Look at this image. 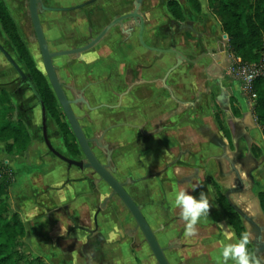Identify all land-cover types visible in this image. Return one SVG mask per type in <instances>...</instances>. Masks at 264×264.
<instances>
[{"label": "crops", "instance_id": "crops-1", "mask_svg": "<svg viewBox=\"0 0 264 264\" xmlns=\"http://www.w3.org/2000/svg\"><path fill=\"white\" fill-rule=\"evenodd\" d=\"M199 1L202 12L209 13L216 22V32L222 34L220 23L209 12L207 0V6H203L202 0ZM180 5L185 15L184 22L172 17L166 6L157 14H149V22L154 26L158 22L157 26L162 28L166 23H171L175 48L198 63L182 64L169 78L168 84L174 88L175 103L168 98L162 85L157 87L155 99H150L144 92L142 102L129 116L143 126V130L131 133L129 142L132 145L129 148L142 153L139 159L144 166L141 169L134 157H128L126 168L129 174L136 177L147 174L157 176L148 182V198L159 203V207H148L144 213L153 228H158L159 224H169L171 236H160L164 245L174 239L178 229L184 228L183 237L179 241H172L178 243L179 250L168 252L169 263L218 264L221 242H227L225 232H235L218 206L212 188L210 194L207 184L205 192L212 205L209 216L201 218L196 225L197 233L193 236L185 235V222L180 217V210L172 206L173 195L177 190L184 189L199 198L200 192H204L198 180L200 174L195 176L192 173L194 166L205 164L213 171L220 165L226 167L227 163L240 166L241 156H247L248 161L256 162L257 166H264V136L253 114L254 103L242 93L241 87L226 81L217 82L216 78L217 83L210 86L212 76L209 68L212 64H220L226 54L223 50L216 52L215 41L218 39L198 25L201 14L193 12L187 1L185 5ZM162 13L165 19L161 18ZM154 16L155 21L152 20ZM168 46V36L161 32L160 48ZM174 63L176 58L173 55L162 56L159 75H163L164 69ZM202 73L206 76L204 79L200 77ZM149 74L150 71H146V79L150 78ZM210 88L213 93L217 88L223 91L217 104L222 109L230 132L231 147L215 122L212 107L207 101L204 102ZM232 99L239 117L233 114ZM16 119L24 121L22 118ZM168 121L170 126L166 127ZM31 138L30 147L34 141ZM253 146L261 150L259 158L252 154ZM16 157L20 156H8L9 163L18 170H25L16 173L12 187L17 188L18 175L27 179V185L21 187L25 192L18 193V200L13 206V212L19 214L26 229V236L21 241L25 245L24 253L41 257L48 264H157L150 248L135 231V222L130 214L116 200L108 203L104 209H97L108 193L101 187L94 189L90 171L69 169L52 157H47L44 166L35 169L25 161H17ZM168 161L173 162V167L169 169L166 167ZM260 170L264 168L260 167ZM188 173H192V178ZM37 186L40 187L38 191L34 189ZM139 200L143 203L144 199L141 197ZM97 214L98 229L93 222ZM228 264L233 262L229 261Z\"/></svg>", "mask_w": 264, "mask_h": 264}, {"label": "flooded vegetation", "instance_id": "flooded-vegetation-1", "mask_svg": "<svg viewBox=\"0 0 264 264\" xmlns=\"http://www.w3.org/2000/svg\"><path fill=\"white\" fill-rule=\"evenodd\" d=\"M38 1L40 7L38 17L43 38L49 53L54 54L51 60L52 66L66 99L72 102L71 108L80 128L86 138L90 140L89 147L92 153L100 164L108 166L107 169L110 174L123 185L126 193L140 209L158 245L164 249V255L168 260L170 250H179L178 243L172 241L183 237L184 228L178 229L174 239L170 243L168 242L166 246L164 245L160 236H171L172 232L168 228L169 224H159L158 228H153L149 218L144 213L148 207H159V203L156 204L148 198L150 189L148 182L157 176L147 174L136 177L128 173L126 165H128V157H134L138 167L142 169L144 166L139 159L142 153L137 149L129 148L132 145L129 142L131 140L130 136H132L131 133L143 130V126H140L142 124L130 119L129 116H131V112L136 111V107L142 102L144 92H147L150 99H155L156 92L160 88L159 85H162L168 98L175 103L174 88L168 84L169 78L175 72V70L170 72L175 63L167 66L163 71L164 74L159 75L160 61L164 55L156 51V49H163L160 48L161 32L166 33L168 36L169 46L165 49L171 48L172 45L175 46V33L172 32L171 23H166L163 28L160 25L157 26L158 22L154 26L149 22L148 17L149 14L160 12L161 8L167 7L172 0ZM13 2L16 7L25 9L24 21H26V27L24 26V29L26 28L27 31L26 40L19 31L20 24L15 20L18 32L35 62L37 70L48 82L58 103L49 83L39 41L30 16V0H13ZM152 20L155 21L156 17L154 16ZM215 42H217L216 50L222 51V43L217 40ZM13 49L18 55L16 49L14 47ZM31 50L38 54L40 66L34 59ZM56 54L62 55L57 56ZM212 66L221 67L220 64H212ZM26 70V79L22 80L20 78L21 82L29 87L32 85L38 92L33 75L27 67ZM146 71H150V78L146 79ZM162 80L164 81L162 82ZM145 87H147V91H144ZM59 111L62 121L67 124L78 146L79 154H74L66 146L62 132L48 112L46 131H44L43 122L41 123L42 139L47 149L49 150L48 144H50L47 130L49 118L62 135L64 155H60L71 161L86 163L87 159L82 154L73 130L60 105ZM165 126L169 127L170 122H166ZM53 150L56 151L54 148ZM49 152L69 169L76 168L80 172L90 171L92 173L93 178L90 179L93 181L94 189H100L101 187L108 193L102 205L97 209H104L108 203L116 200L117 204L130 214L118 196L111 197L112 189L100 179L96 172L71 166L52 151L49 150ZM171 163L173 162L168 161L166 166L168 169L173 167ZM141 197L144 199L143 203L139 200ZM107 199L108 201L105 203ZM98 215L93 217L96 229H98ZM134 229L146 244L136 224Z\"/></svg>", "mask_w": 264, "mask_h": 264}, {"label": "trees", "instance_id": "trees-1", "mask_svg": "<svg viewBox=\"0 0 264 264\" xmlns=\"http://www.w3.org/2000/svg\"><path fill=\"white\" fill-rule=\"evenodd\" d=\"M190 9L201 13L199 0H186ZM210 13L220 23L222 32L228 36L229 52L240 59L241 66L257 64L264 52V0H207ZM171 15L179 22H184L181 5L172 0L167 5ZM0 26L11 45L16 49L19 58L34 77V84L46 111L51 114L63 134L66 146L76 155L79 149L65 122L62 121L59 105L48 82L37 70L25 43L18 32L15 19L12 17L4 0H0ZM256 99L253 114L264 136V77L254 82ZM234 116L239 117L237 108L233 107ZM215 122L232 146L231 136L226 127L223 112L219 106L213 105ZM73 140V142H72ZM0 143L4 144L8 156H21L28 151L32 143L31 134L24 121L15 118V107L8 91L0 90ZM252 154L259 158L261 150L253 146ZM11 168L0 166V264H48L41 257H32L20 250V243L26 236L25 225L18 213L13 212L8 202L9 188L15 182ZM216 202L224 212L237 238L245 231L243 221L235 212L225 193L215 181H211ZM261 212L264 215V191L258 194ZM249 251L253 247L249 244ZM254 253V252H253Z\"/></svg>", "mask_w": 264, "mask_h": 264}, {"label": "rangeland", "instance_id": "rangeland-1", "mask_svg": "<svg viewBox=\"0 0 264 264\" xmlns=\"http://www.w3.org/2000/svg\"><path fill=\"white\" fill-rule=\"evenodd\" d=\"M179 4H186V0H176ZM11 14L13 15L14 19L20 24L19 31L22 37L26 40V21H24V16L26 14L25 9L16 7L14 5L13 0H5ZM203 6H207L206 0H202ZM163 9V8H161ZM210 12V10H209ZM203 13V14H202ZM198 25L201 28L208 30V32H212L214 37L218 39V42L222 43L223 53L226 56L224 60L220 63L221 67L212 66L210 69V76L212 78L210 80V86L212 87L213 84L217 83L218 81H226L235 87H241V91L247 98L254 103V100L249 96L243 89V68L241 67L238 59H236L230 52L228 47V39H224V33L216 32V22L213 21L212 17L209 15L208 12L201 13ZM183 16L184 12H183ZM165 14L162 13V19H165ZM217 33V34H216ZM0 45H2L5 50L10 54V56L15 60L18 64L19 68L24 72L27 73L25 64L21 61L18 55L15 53L11 43L8 41L7 37L5 36L1 26H0ZM216 50V49H215ZM32 52V50H31ZM217 52V50H216ZM215 52V55H216ZM34 59L40 66V58H38V54L36 52H32ZM218 65V64H216ZM202 79H204V73L200 75ZM217 79L216 81L214 79ZM7 88V90L5 89ZM6 90L9 92L12 98L13 105L15 107V118H22L33 137V144L30 147L29 151L20 157H16L17 161H25V163L33 168L37 169L40 166H44V162L46 161L47 157L54 158L53 155L50 154L49 150L47 149L43 139H42V132H41V123H42V110L39 105V101L31 87L26 84H23L20 80L18 73L14 70L8 60L3 56L0 52V90ZM223 91L219 88L216 89V93L211 92V88L209 90V94L204 102H208L212 107L213 112V105L217 104V102L222 98ZM233 100V99H232ZM232 100H230L232 104ZM221 109V108H220ZM222 110V109H221ZM214 116V115H213ZM47 130L49 135V141L51 146L61 155H64V143L62 140V135L60 132L54 127L51 119L48 118L47 122ZM241 165L238 166L237 164H226V167H222L221 165L218 166V169L212 170V168H208L205 164L194 166L192 168V173L195 176L199 175V182L204 187V192H207V184H209V192L212 193L211 190V181H215L221 191L223 193L230 192V200L233 204L238 206L248 215L253 217L256 222L264 228V216L261 212L259 207L258 201V194L264 191V170H260L264 168V166H257L256 162L248 161V158L244 156L240 157ZM58 160V159H57ZM10 158L5 151L4 144L0 143V166L3 167L4 164L11 167L12 176L14 177L16 173H22L25 169H17L16 167L12 166L10 163ZM67 167V166H66ZM191 169V168H190ZM134 171V170H133ZM200 172V173H199ZM192 173L190 178H192ZM29 182V181H28ZM234 182V183H233ZM27 185V179L22 176L18 175V185L17 188H13L12 186L9 188L8 191V202L10 204V208L14 211L13 206L15 207V200H18V193L22 191L25 192L21 187ZM30 186V185H29ZM234 186V187H232ZM12 188V189H11ZM37 188V191L40 187ZM11 189V190H10ZM31 196V194H29ZM254 205V209H258L255 216L251 214L249 211V206L251 207ZM249 211V212H247ZM256 217V218H255ZM245 227V231L250 233V240L251 245L253 247V240L255 238V233L253 229L246 223H243ZM23 241V240H21ZM263 241H264V229H263ZM20 250L25 251V245L20 243ZM262 258V262H264V253L260 256Z\"/></svg>", "mask_w": 264, "mask_h": 264}, {"label": "water", "instance_id": "water-1", "mask_svg": "<svg viewBox=\"0 0 264 264\" xmlns=\"http://www.w3.org/2000/svg\"><path fill=\"white\" fill-rule=\"evenodd\" d=\"M39 5V1L38 0H30V6H29V12H30V16L34 25V30L35 33L37 35V39L39 41V45H40V49L42 52V56H43V60H44V64H45V68L47 71V76L49 79V83L57 97L58 103L60 105V107L62 108L72 130L73 133L77 139V142L80 146V150L82 152V154L86 157L87 162L86 163H82V162H75V161H71L69 159H66L64 157H62L60 154H58L56 151L53 150L52 146H50V144H48V148L50 151H52L56 156H58L59 158H61L62 160H64L66 163H68L71 166L80 168V169H84V170H93L94 172H96V174L100 177L101 180H103L108 186H110V188L112 189V196H118L120 198V200L123 202V204L125 205V207L127 208L128 212L130 213L133 221L135 222L137 228L140 229L142 236L146 242V244L148 245V247L150 248L154 259L156 260L157 264H170L169 261L167 260V258L164 255V249H162L155 237L153 232L151 231L149 224L147 223L146 219L144 218V216L142 215V213L140 212V209L136 206V204L133 202V200L130 198V196L126 193V191L123 188V185L120 184L108 171L107 167L108 166H104L102 164H100V162H98V160L95 158L94 154L92 153V150L89 147V142L90 140H88L86 138V136L84 135L82 129L80 128L77 119L72 111L71 105L72 102H69L63 91L61 88V85L56 77L54 68L52 66V57L54 56V54H50L44 38H43V33H42V29L40 26V21H39V17H38V12L40 10ZM224 39H228L227 35L223 36ZM157 52H159L161 55H167V54H172L175 56L176 58V64L171 68L170 72L176 70L177 68H179L182 64L184 63H191V64H197L198 61H193L188 59L186 56H184V54H182L179 50H177L175 48L174 45L171 46V48L169 49H156ZM0 52L3 54V56L8 60V62L11 64V66L14 68V70L18 73V75L20 76V78L22 80L26 79V76L24 74V72L19 68L18 64L15 62V60L10 56V54L5 50V48L0 45ZM57 56H60L62 54H56ZM31 88L34 90V92L37 95V99L39 101V105L41 107L42 110V122H43V127H44V131H46V120H47V111L46 108L44 106V104L42 103V101L39 98L38 93L36 92V90L34 89V87L31 85ZM105 134V132H104ZM102 139V138H101ZM100 139V140H101ZM225 196L227 197V199L229 200L230 204L232 205V207L234 208L235 212H237L239 214V216L241 217L243 223L248 224L255 233V238L253 240V252L255 253V255L257 256H261L264 253V242H263V227L260 226L256 220L251 217L250 215H248L246 212H244L242 209H240L238 206H236L235 204H233L230 200V192L225 193ZM108 201L105 200V203ZM262 264H264V262H262Z\"/></svg>", "mask_w": 264, "mask_h": 264}, {"label": "clouds", "instance_id": "clouds-1", "mask_svg": "<svg viewBox=\"0 0 264 264\" xmlns=\"http://www.w3.org/2000/svg\"><path fill=\"white\" fill-rule=\"evenodd\" d=\"M172 206L180 210V217L185 222V235L197 233L196 225L201 218L209 216L211 204L205 192L201 191L199 198L189 194L184 189L177 190L172 198ZM227 242L222 241L218 264H262V258L249 251L250 233L244 231L239 238L234 233L225 232Z\"/></svg>", "mask_w": 264, "mask_h": 264}, {"label": "built area", "instance_id": "built-area-1", "mask_svg": "<svg viewBox=\"0 0 264 264\" xmlns=\"http://www.w3.org/2000/svg\"><path fill=\"white\" fill-rule=\"evenodd\" d=\"M239 63L241 60L238 59ZM243 69V89L244 91L251 96L253 100L256 99V95L254 94V82L258 77H264V52L262 60L257 64H249L241 66Z\"/></svg>", "mask_w": 264, "mask_h": 264}, {"label": "bare ground", "instance_id": "bare-ground-1", "mask_svg": "<svg viewBox=\"0 0 264 264\" xmlns=\"http://www.w3.org/2000/svg\"><path fill=\"white\" fill-rule=\"evenodd\" d=\"M258 209H254V205H252L251 207L249 206V211L251 212V214L253 215V216H255V214L258 212L257 211ZM256 218V217H255ZM254 231V230H253ZM264 242V241H263ZM264 244V243H263Z\"/></svg>", "mask_w": 264, "mask_h": 264}]
</instances>
